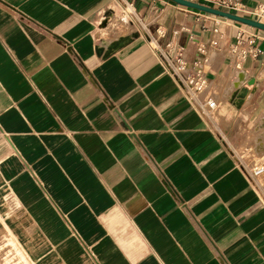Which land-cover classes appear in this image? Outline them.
<instances>
[{
    "label": "crops",
    "instance_id": "0c3cea01",
    "mask_svg": "<svg viewBox=\"0 0 264 264\" xmlns=\"http://www.w3.org/2000/svg\"><path fill=\"white\" fill-rule=\"evenodd\" d=\"M202 13L0 0V264H264V41L229 53L257 29ZM179 50L208 114L166 63Z\"/></svg>",
    "mask_w": 264,
    "mask_h": 264
},
{
    "label": "built area",
    "instance_id": "2783aa9c",
    "mask_svg": "<svg viewBox=\"0 0 264 264\" xmlns=\"http://www.w3.org/2000/svg\"><path fill=\"white\" fill-rule=\"evenodd\" d=\"M204 5H209L216 8H224L226 11L236 13L243 11L244 6L233 0H191ZM223 10V9H222ZM206 14V13H202ZM208 16V15H207ZM251 17L260 20L264 18V4L256 6L252 12ZM255 30V29H254ZM214 31H216L214 29ZM255 30L244 37V30H238L236 33V40L229 53H235L239 48V56L245 58L246 56L257 57L261 53L258 42L264 41V33ZM201 52H204L201 50ZM166 63L171 70L172 75L178 84L186 91L189 100L193 101L204 113L208 114L214 107L215 101L212 98H205L204 92L207 86V79L204 72L198 67L192 70H187L186 63L182 59L181 50L172 58L168 54H164ZM194 65H197L195 63ZM263 168V167H259ZM259 171V170H257Z\"/></svg>",
    "mask_w": 264,
    "mask_h": 264
},
{
    "label": "water",
    "instance_id": "95a60500",
    "mask_svg": "<svg viewBox=\"0 0 264 264\" xmlns=\"http://www.w3.org/2000/svg\"><path fill=\"white\" fill-rule=\"evenodd\" d=\"M170 1L175 2L178 5L191 8V9H194V10L206 13V14H210V15L225 18V19H228L234 22H238L240 24H243L248 27L264 32V22L258 19L246 17L240 14L232 13L226 10H222L220 8L212 7L209 5H204V4L191 1V0H170ZM129 39H131L130 36L122 37L118 39L116 42H114L113 44H110L105 51H103V49L99 47L97 48V53L101 54L102 56H106L113 49L120 46L122 43L128 41Z\"/></svg>",
    "mask_w": 264,
    "mask_h": 264
},
{
    "label": "rangeland",
    "instance_id": "374dc122",
    "mask_svg": "<svg viewBox=\"0 0 264 264\" xmlns=\"http://www.w3.org/2000/svg\"><path fill=\"white\" fill-rule=\"evenodd\" d=\"M208 15H210V14H208ZM246 17H251V16H249V14H246ZM218 20H224V19L218 18ZM260 21L264 22V18H261ZM238 24L241 27L244 26V25H242L240 23H238ZM258 32H261V31H258ZM240 135L243 136L244 138H250L249 135H245V136H244V134H240ZM233 149H234V152H236L238 156L240 155L242 159L243 158L244 159H247L249 156L251 157L252 154H253L252 153V147L250 145H247V144H245V145H241V144L236 145L235 144V147ZM255 165H260V164H258V163L257 164H253L251 161L249 163H247V166L250 168L249 170H251V171L253 170V168L255 167Z\"/></svg>",
    "mask_w": 264,
    "mask_h": 264
},
{
    "label": "bare ground",
    "instance_id": "6f19581e",
    "mask_svg": "<svg viewBox=\"0 0 264 264\" xmlns=\"http://www.w3.org/2000/svg\"><path fill=\"white\" fill-rule=\"evenodd\" d=\"M260 171V170H259Z\"/></svg>",
    "mask_w": 264,
    "mask_h": 264
}]
</instances>
